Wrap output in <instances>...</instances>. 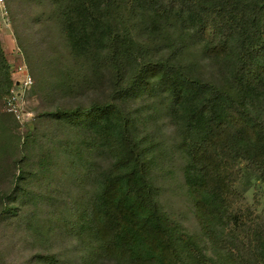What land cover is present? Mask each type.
I'll list each match as a JSON object with an SVG mask.
<instances>
[{
  "label": "rangeland",
  "instance_id": "rangeland-1",
  "mask_svg": "<svg viewBox=\"0 0 264 264\" xmlns=\"http://www.w3.org/2000/svg\"><path fill=\"white\" fill-rule=\"evenodd\" d=\"M69 2L0 0L6 61L11 71L25 64L33 79L22 96L23 110L32 114L25 127L19 128L0 103V264H117L99 252L87 223L88 197L95 190L89 174L109 168L112 159L87 143L91 132L62 114L98 106L126 118L149 146V183L169 224L192 236L206 264H239L227 225L210 229L200 222L194 192L199 174L182 148L183 135L162 90L143 83L123 91L102 61L103 52L74 56L56 9ZM132 6L133 0H114L112 28L119 37L129 35L142 44L144 53L136 57H169L228 89L224 70L203 53L189 30ZM131 67L127 62L122 79ZM2 78L0 71V101ZM253 109L264 114V103ZM235 188L243 207L264 217V183L246 171Z\"/></svg>",
  "mask_w": 264,
  "mask_h": 264
},
{
  "label": "trees",
  "instance_id": "trees-1",
  "mask_svg": "<svg viewBox=\"0 0 264 264\" xmlns=\"http://www.w3.org/2000/svg\"><path fill=\"white\" fill-rule=\"evenodd\" d=\"M133 1L132 7L172 18L189 30L224 70L228 89L169 57H136L144 53L142 44L113 31L114 0L57 6L67 46L76 57L103 52L102 61L123 91L143 83L162 90L183 135L182 148L199 174L194 192L201 224L210 229L227 225L239 264H264V217L244 208L235 188L246 171L264 183V114L253 109L264 103V0ZM127 62L132 67L122 79ZM0 71L7 95L17 79L1 45ZM62 114L91 132L87 143L112 159L109 168L89 174L95 190L88 197L87 223L99 252L117 264H206L192 236L170 225L160 211L149 183V146L130 122L114 117L107 106Z\"/></svg>",
  "mask_w": 264,
  "mask_h": 264
},
{
  "label": "built area",
  "instance_id": "built-area-1",
  "mask_svg": "<svg viewBox=\"0 0 264 264\" xmlns=\"http://www.w3.org/2000/svg\"><path fill=\"white\" fill-rule=\"evenodd\" d=\"M14 75H16L17 82L4 97L3 104L5 112L11 114L23 128L32 115L30 112H26L22 108L23 91L31 86L33 80L29 74L27 66L23 63L15 67Z\"/></svg>",
  "mask_w": 264,
  "mask_h": 264
}]
</instances>
